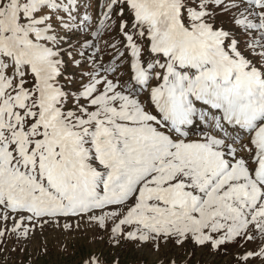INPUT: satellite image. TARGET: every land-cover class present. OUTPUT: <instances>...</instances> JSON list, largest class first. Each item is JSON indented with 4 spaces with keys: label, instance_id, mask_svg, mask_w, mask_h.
<instances>
[{
    "label": "snow or ice",
    "instance_id": "snow-or-ice-1",
    "mask_svg": "<svg viewBox=\"0 0 264 264\" xmlns=\"http://www.w3.org/2000/svg\"><path fill=\"white\" fill-rule=\"evenodd\" d=\"M82 223L264 264V0H0V245Z\"/></svg>",
    "mask_w": 264,
    "mask_h": 264
},
{
    "label": "rangeland",
    "instance_id": "rangeland-1",
    "mask_svg": "<svg viewBox=\"0 0 264 264\" xmlns=\"http://www.w3.org/2000/svg\"><path fill=\"white\" fill-rule=\"evenodd\" d=\"M21 247L25 250L20 251ZM233 250L234 246L230 248ZM92 254L99 256L104 264H113L115 259L119 264H156L157 259L149 247L137 248L129 241L116 245L109 241L104 230L89 228L82 223L78 230L74 227L70 232H63L48 228L25 244L18 245L13 241L0 245V264H82ZM161 254L175 255L178 261L187 259L188 264H231L230 256L210 249L170 246Z\"/></svg>",
    "mask_w": 264,
    "mask_h": 264
}]
</instances>
